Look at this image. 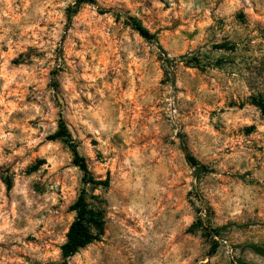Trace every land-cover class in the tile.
Instances as JSON below:
<instances>
[{"label": "rangeland", "instance_id": "rangeland-1", "mask_svg": "<svg viewBox=\"0 0 264 264\" xmlns=\"http://www.w3.org/2000/svg\"><path fill=\"white\" fill-rule=\"evenodd\" d=\"M249 4L96 0L69 21L76 0H0V264H61L84 189L105 231L68 264H99L125 228L161 238L142 264H239L230 249L264 247V11ZM61 120L108 187L84 186L48 140Z\"/></svg>", "mask_w": 264, "mask_h": 264}, {"label": "trees", "instance_id": "trees-1", "mask_svg": "<svg viewBox=\"0 0 264 264\" xmlns=\"http://www.w3.org/2000/svg\"><path fill=\"white\" fill-rule=\"evenodd\" d=\"M96 0H76V5L68 11V19L71 21L72 17L78 13L82 5H95ZM133 28L138 34L146 41H152L156 38L145 29L139 22L132 21ZM49 141H63L71 149L74 159L73 164L83 172V184L84 186H109V181H96L88 168L86 160L81 157L77 151V146L73 143L71 134L63 120L60 121L58 131L48 137ZM181 149L185 156V160L188 166L192 169L193 177L197 180L202 172H205V167L189 152V149L185 143H182ZM10 189V184L8 185ZM72 211L76 212L77 216L72 223L69 232L67 234V241L62 246V254L64 261L61 264H68V259L75 256L80 250L85 249L95 241H98L105 231V218L104 212L92 208L87 199V193L84 189L79 196L78 200L72 207ZM195 226L190 228V232L194 230ZM264 256V253H258Z\"/></svg>", "mask_w": 264, "mask_h": 264}, {"label": "clouds", "instance_id": "clouds-1", "mask_svg": "<svg viewBox=\"0 0 264 264\" xmlns=\"http://www.w3.org/2000/svg\"><path fill=\"white\" fill-rule=\"evenodd\" d=\"M244 4L249 5L250 9L251 5L249 4V0H244ZM259 6H261V10L264 11V0H260ZM177 143H179V140ZM115 191L116 189L113 187L112 192ZM97 203H100V201H97ZM133 207H135V205H133ZM115 210H120L119 205H117ZM142 211L148 210L142 209ZM152 211H148V215L140 220V223H142L146 229H150L151 221L149 220V217L152 216ZM132 215L136 216L137 213L133 212ZM153 219H155V217H153ZM123 232L124 236L117 247L103 249V256H101L99 251L97 252L99 264H142L140 256L144 245H146L149 240L161 239L160 237H157L155 233L149 235L148 231H141L138 234L137 232H132L129 234L128 229L125 228L123 229ZM251 244L252 242L250 241L248 246L230 249L232 255L237 259L239 264H253L254 256L257 253H264V247L253 248Z\"/></svg>", "mask_w": 264, "mask_h": 264}]
</instances>
